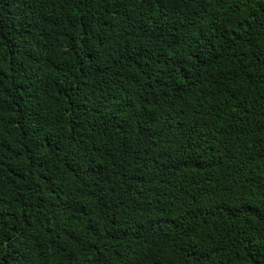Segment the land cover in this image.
Segmentation results:
<instances>
[{"label": "trees", "instance_id": "obj_1", "mask_svg": "<svg viewBox=\"0 0 264 264\" xmlns=\"http://www.w3.org/2000/svg\"><path fill=\"white\" fill-rule=\"evenodd\" d=\"M0 264H264V0H0Z\"/></svg>", "mask_w": 264, "mask_h": 264}]
</instances>
